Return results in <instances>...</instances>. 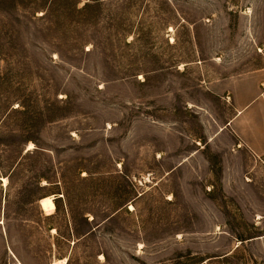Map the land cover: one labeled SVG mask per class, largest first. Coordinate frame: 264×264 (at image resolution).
I'll return each mask as SVG.
<instances>
[{"label":"rangeland","instance_id":"rangeland-1","mask_svg":"<svg viewBox=\"0 0 264 264\" xmlns=\"http://www.w3.org/2000/svg\"><path fill=\"white\" fill-rule=\"evenodd\" d=\"M263 68L264 0H0V264H264Z\"/></svg>","mask_w":264,"mask_h":264},{"label":"crops","instance_id":"crops-1","mask_svg":"<svg viewBox=\"0 0 264 264\" xmlns=\"http://www.w3.org/2000/svg\"><path fill=\"white\" fill-rule=\"evenodd\" d=\"M214 91L232 110L221 131L232 134L240 148L264 162V68L221 81Z\"/></svg>","mask_w":264,"mask_h":264},{"label":"bare ground","instance_id":"bare-ground-1","mask_svg":"<svg viewBox=\"0 0 264 264\" xmlns=\"http://www.w3.org/2000/svg\"><path fill=\"white\" fill-rule=\"evenodd\" d=\"M33 148H34V145L31 144L30 150ZM2 180L7 185L8 180L6 178H4ZM40 205H41L43 211L45 212V214L48 216L54 215V213L57 211V206L55 203V197L54 196H49V197L43 198L40 201ZM67 262H68V259H65L62 262H59V264H67ZM19 264H22V263H19ZM54 264H58V263H54Z\"/></svg>","mask_w":264,"mask_h":264}]
</instances>
